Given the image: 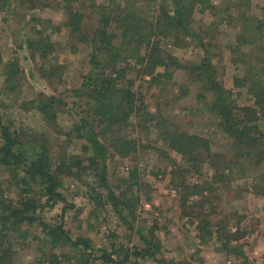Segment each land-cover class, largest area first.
Wrapping results in <instances>:
<instances>
[{
  "label": "trees",
  "instance_id": "obj_1",
  "mask_svg": "<svg viewBox=\"0 0 264 264\" xmlns=\"http://www.w3.org/2000/svg\"><path fill=\"white\" fill-rule=\"evenodd\" d=\"M144 4H153L155 10L146 13ZM19 7L62 11L70 50L76 52L83 45L88 51L79 85L64 96L57 93L54 85L63 84L66 65L53 56L51 34L60 28L30 13L29 20L35 23L25 48L38 75L53 90L37 91L15 104L23 110L33 109L49 129L55 128L61 112L67 113L73 122L66 135L83 141L81 154L52 152L48 136L17 126L6 116L9 106L0 99V264H15L18 251L32 248L30 239L41 242L34 250L37 264L161 262L157 254L163 236L155 234L156 224L148 235L140 234L143 245L129 248L113 242L106 249L96 247L88 236H72L62 220L49 223L42 219L44 209L65 201L62 177L87 175L93 178L89 198L94 205H109L122 222L131 225L141 199L151 201V196L144 192L142 198L144 184L138 164L113 184L108 160L115 156L136 159L148 148L169 158L167 187L177 199L179 219L195 239L197 251L206 246L233 257L238 264H256L245 252L246 232L239 225L237 211L217 217L222 212L218 194L226 183L233 178L257 182L258 175L264 174V17L247 14L250 0H224L219 5L211 0H0V11ZM198 9L210 10L217 20L206 25L198 22L193 18ZM220 25L233 30L231 44L221 46L218 41L219 34H224ZM164 43L173 48L194 44L200 57L181 59ZM225 49L232 54L229 62L240 70L232 77V87L245 88L250 104H239L235 92L224 84ZM0 66L1 91L18 94L22 68L16 58L4 61L1 47ZM176 72H183L188 83L197 86L195 99L216 118L218 130L231 141L232 154L212 150L208 138L149 108L143 83L147 89L158 87L162 92ZM176 85L175 99L186 96L187 84ZM156 142L161 146H153ZM241 162L246 166H240ZM204 166L210 175L203 174ZM4 173L6 178H1ZM252 187L264 196V179ZM12 191H16L15 198ZM34 226L42 236L35 235Z\"/></svg>",
  "mask_w": 264,
  "mask_h": 264
},
{
  "label": "rangeland",
  "instance_id": "obj_2",
  "mask_svg": "<svg viewBox=\"0 0 264 264\" xmlns=\"http://www.w3.org/2000/svg\"><path fill=\"white\" fill-rule=\"evenodd\" d=\"M96 1L101 3L105 0ZM211 2L214 5H219L221 2L224 4V0H211ZM153 7V4L143 5L146 13H151ZM32 12L40 17L50 19L60 28L59 32L51 34V39L55 43L53 56L57 62L66 65L63 84L54 85L57 93H63L64 96L65 91L79 85L80 72L84 69L88 50L83 45H79L76 52L70 50L66 43L67 29L62 25L64 16L62 11H54L51 8L26 10L19 7L12 11L11 9L0 11V47L4 61L16 58L22 68L21 90L18 94L1 91L3 76L0 66V99L2 98L9 106L6 116L12 118L18 124L17 126L28 128V130L37 133H45L48 136L52 152L81 154L83 140L74 138L72 134L66 135L73 122L72 117L67 113L61 112L55 128L49 129L33 109L23 110L15 104L30 98L37 91L43 90L51 93L53 90L38 75L25 48V39L30 36V27L35 23L34 20H29ZM247 14L264 17V0H250ZM193 18L206 25L217 20L218 17L211 15L210 10L199 11L198 9L195 10ZM219 30L224 31L223 35L219 34L218 36L221 46L231 44L234 37L233 30L225 25H220ZM165 46L181 59L196 60L201 54L200 49L194 44L184 48H173L166 44ZM243 48L248 50L246 47ZM231 55L228 49L223 50L222 63L226 66L224 84L226 87L232 88L239 104H250V95L245 88L232 87V77L240 70L238 71L236 65L229 62ZM176 82L186 83L188 86L186 96L179 99H175L178 95ZM143 85L142 91L145 94V100L152 111H159L162 115L177 121L182 128L205 136L210 140L212 150H223L225 154L233 153L231 141L218 130L217 120L213 114L195 99L197 86L188 83L183 72H176L173 79L165 84L162 92L159 91L160 89L158 90V87L147 89L146 84L143 83ZM65 98L69 101L73 99L72 96ZM149 137L155 138L154 134H150ZM153 146L159 147L161 144L156 142ZM170 154L175 156L174 153ZM135 164L141 168L140 177L144 184L141 188L142 198H144V192H147L151 196V201L141 199L137 207L136 218L131 221V225L122 222L109 205L105 208L94 205V201L89 198V189L92 186L93 178L87 175H82L80 178L62 177L63 187L61 190L65 201L58 202L51 209H44L42 219L49 223L62 220L72 236H88L94 241L96 247H105L106 249H109L113 242L121 243L129 248H133L134 245H143L140 234L148 235L150 228L156 224L159 229L155 231V234L163 236L161 253L157 254L161 262L157 263L152 259H146L143 261L144 264H163L162 260L169 264L186 261L189 264H238L233 257L215 252L210 247L204 246L200 251H197L195 239L190 236L189 231L184 229L183 221L179 219L177 199L173 195V191L167 187L170 170L167 156L159 154L152 148L142 149L136 159L131 156L126 158L115 156L108 160L110 181L113 184L118 183L120 178L128 174L130 166ZM240 166L245 167L246 164L244 166V162H241ZM249 170L251 173L254 172L252 167ZM210 173V169L204 166L203 174L210 175ZM5 176L4 173L1 178H6ZM233 179L220 189L217 202L222 212L217 217L220 218L224 213L237 211V216L240 218L239 225L246 232L243 239L245 240V252L256 264H264V196L257 194L252 187L253 182L261 185L264 174L258 175L257 182L252 178L249 180ZM14 192L16 191H12L11 196L15 198ZM64 204H68V206L61 218L60 214ZM230 226L234 230L235 225L231 224ZM32 231L36 236H42L37 227H32ZM30 242L32 248L18 251L15 264H37L34 250L41 242L36 239H30Z\"/></svg>",
  "mask_w": 264,
  "mask_h": 264
}]
</instances>
